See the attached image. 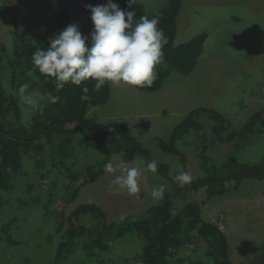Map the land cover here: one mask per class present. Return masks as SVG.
<instances>
[{"label":"trees","instance_id":"trees-1","mask_svg":"<svg viewBox=\"0 0 264 264\" xmlns=\"http://www.w3.org/2000/svg\"><path fill=\"white\" fill-rule=\"evenodd\" d=\"M112 2L125 12L135 11L134 23L142 16L158 17V27L164 33L163 60L156 68L155 80L151 87L138 89L157 92L172 74L188 75L195 69L207 34L202 33L186 43H175L183 0H168L163 12L155 14L146 12L142 0H136L131 8L129 0ZM68 25H71V15L63 10L57 18V33ZM79 30L90 41L93 29ZM18 41L14 54H8L0 43V246L5 244L0 264H13L5 251L36 241V233L43 237L44 233L52 248L55 247L54 257L47 264H68L81 248L93 253L106 252L113 240L131 234L139 235L144 242L140 264H233L226 234L203 217L202 205L190 202L176 207L174 199L186 201L189 193L202 189L208 198L222 197L239 190L246 180L264 181V155L258 161L241 160L235 155L216 161L218 155L230 147L238 151L264 135V109L253 113L238 129L215 110L194 109L179 123L168 141L157 137L159 151L179 158L184 166L187 149L205 157L203 174L180 187L172 179L169 165L154 158L127 124L104 123L88 117L91 107L109 101L110 84L106 83L97 91L96 81L89 79L79 86L69 83L58 90L54 80L42 75L32 62L33 53L37 49L46 50L50 41L42 36H37L33 42ZM21 85L28 86L25 94L40 96L36 107L21 101L18 95ZM84 87L88 88L87 93H83ZM82 95L89 99L81 100ZM82 145L104 147L105 158L80 169L75 162L67 163L74 159ZM117 153L138 156L145 162L156 160V174L173 183L170 192L140 218L128 216L122 222H111L104 210L94 203L80 204L67 215L81 189L100 178L105 173L104 165ZM18 184H26L31 190L39 184L36 193L31 192L29 197L45 204L47 214L40 225L49 229L24 228H34L32 223L22 224L32 213L33 206L22 196L15 198L19 202L15 209L24 207V212L30 213L27 216L12 213L14 206L9 198L18 193ZM44 193L50 196V204L46 205ZM53 202L56 206L51 209ZM49 217L52 220L47 221ZM27 229H30L29 235L23 234ZM253 249L264 255V239ZM23 264H32V259H26Z\"/></svg>","mask_w":264,"mask_h":264},{"label":"rangeland","instance_id":"rangeland-1","mask_svg":"<svg viewBox=\"0 0 264 264\" xmlns=\"http://www.w3.org/2000/svg\"><path fill=\"white\" fill-rule=\"evenodd\" d=\"M107 4V0H0V43L8 54H14L18 39L33 42L37 36H42L50 41L58 35L57 18L63 10L70 13L71 24L79 29H94L88 6ZM142 5L148 13H162L168 6V0H142ZM202 33L207 34L204 51L190 74H172L158 92L110 84L112 94L109 101L91 107L88 114L89 118L100 122L120 119L127 124L154 158L169 165L175 183H179L175 178L182 171L190 172L192 181L199 178L203 174L205 157L187 149L184 166L179 158L159 151L157 137L168 141L179 123L194 109L215 110L231 121L236 129L253 113L264 109V0H183L175 43H186ZM33 96L39 101L40 96ZM98 146H80L74 159L67 163L75 162L78 169L95 165L105 158L104 147ZM232 155L245 161H258L264 155V135L238 151L230 147L221 152L216 161L221 162ZM135 157L127 153L115 154L111 162L114 167L119 165L118 170L104 173L85 185L77 200L68 208L67 215L80 204L94 203L104 210L111 222H122L128 216L142 217L155 204L151 197L152 189L163 184L165 197L173 183L141 168L138 194L129 196L126 191H114L111 181L121 175L123 169L132 167ZM18 185V193L9 198L14 206L12 213L26 216L30 213H25L24 207L20 206V210H16L19 202L15 198L22 196L33 206L30 209L32 213L23 219L22 224L32 223L34 228H24L34 231L39 230L38 226L46 228L40 225L47 214L45 204L36 203L29 197L31 192L36 193L38 186L31 190L26 184ZM45 191L49 192L46 188ZM61 195L60 192L59 197ZM44 196L46 205L50 204V196ZM174 201L176 207L190 202L202 205L203 217L218 225L226 234L233 264H264V255L253 249L264 239V181L246 180L239 190L222 197L208 198L205 189H202L189 193L186 201ZM54 206L56 203L53 202L50 208L54 209ZM30 229L23 234L29 235ZM43 235H34L39 236L38 240L35 239L39 245L33 240L26 246L22 243L7 249L6 255L13 264H23L30 258L32 264L49 263L54 257L55 247L52 248L48 237ZM0 247L4 248L0 249L1 255L5 244ZM143 248L144 242L139 235L131 234L113 240L106 252L93 253L81 248L68 264H140Z\"/></svg>","mask_w":264,"mask_h":264},{"label":"clouds","instance_id":"clouds-1","mask_svg":"<svg viewBox=\"0 0 264 264\" xmlns=\"http://www.w3.org/2000/svg\"><path fill=\"white\" fill-rule=\"evenodd\" d=\"M136 0H129V7ZM94 29L91 38L81 33L75 24L68 25L57 36L50 38L46 50L37 49L32 55L36 69L45 77L52 78L56 88L62 89L66 84L81 85L89 79L96 81L97 91L106 83L136 88H149L156 77V68L163 60L164 33L159 25V18L140 17L133 22L135 11L122 10L112 0L107 5L88 6ZM28 86L21 85L19 97L30 107L38 105V98L25 94ZM83 93L88 88L82 89ZM89 97L82 95L81 100ZM132 167L122 170L121 175L111 181L114 191H126L129 196L140 192L139 177L143 171L155 175L158 162H145L138 156L131 162ZM119 165L114 167L109 161L104 165L105 173H115ZM180 187L192 181L190 172L182 171L176 178ZM118 186V187H117ZM165 186L154 187L151 197L154 203L164 198Z\"/></svg>","mask_w":264,"mask_h":264},{"label":"crops","instance_id":"crops-1","mask_svg":"<svg viewBox=\"0 0 264 264\" xmlns=\"http://www.w3.org/2000/svg\"><path fill=\"white\" fill-rule=\"evenodd\" d=\"M159 91H160V90H159ZM157 92H158V91H157ZM114 120H117V121H119L120 119H114ZM114 120H113V121H114ZM119 122H121V121H119ZM131 129H132V128H131ZM132 131H133V129H132Z\"/></svg>","mask_w":264,"mask_h":264}]
</instances>
